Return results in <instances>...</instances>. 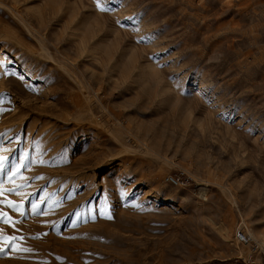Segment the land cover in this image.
Returning <instances> with one entry per match:
<instances>
[{"label": "rangeland", "instance_id": "obj_1", "mask_svg": "<svg viewBox=\"0 0 264 264\" xmlns=\"http://www.w3.org/2000/svg\"><path fill=\"white\" fill-rule=\"evenodd\" d=\"M0 214V264H264V0H0Z\"/></svg>", "mask_w": 264, "mask_h": 264}, {"label": "built area", "instance_id": "obj_2", "mask_svg": "<svg viewBox=\"0 0 264 264\" xmlns=\"http://www.w3.org/2000/svg\"><path fill=\"white\" fill-rule=\"evenodd\" d=\"M166 182L171 186L185 188H189L193 185L191 177L182 171L174 175L167 176ZM236 242L239 245H248L250 247V255L257 254L260 250V245L258 242L252 239V237L242 229L236 235Z\"/></svg>", "mask_w": 264, "mask_h": 264}, {"label": "snow or ice", "instance_id": "obj_3", "mask_svg": "<svg viewBox=\"0 0 264 264\" xmlns=\"http://www.w3.org/2000/svg\"><path fill=\"white\" fill-rule=\"evenodd\" d=\"M9 206L13 208V210H18V206L13 205L11 202H9ZM35 207V206H34ZM2 215V214H0ZM0 222H9V221H4L2 219H0ZM17 238L16 237H2L0 236V242H14Z\"/></svg>", "mask_w": 264, "mask_h": 264}]
</instances>
